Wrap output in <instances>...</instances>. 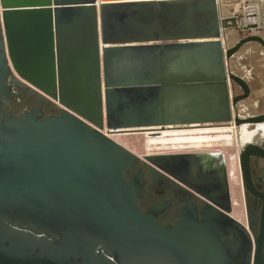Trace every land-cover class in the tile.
I'll return each mask as SVG.
<instances>
[{
    "label": "water",
    "instance_id": "95a60500",
    "mask_svg": "<svg viewBox=\"0 0 264 264\" xmlns=\"http://www.w3.org/2000/svg\"><path fill=\"white\" fill-rule=\"evenodd\" d=\"M221 16L218 0H0V264H264V223L253 246L226 175L206 188L192 156L140 158L104 134L264 123L233 115L251 88L228 66L264 39L225 48ZM21 86L57 114L8 115ZM259 151L240 154L246 183ZM142 160L208 210L189 202L174 226L162 204L143 212Z\"/></svg>",
    "mask_w": 264,
    "mask_h": 264
},
{
    "label": "flooded vegetation",
    "instance_id": "af4514ba",
    "mask_svg": "<svg viewBox=\"0 0 264 264\" xmlns=\"http://www.w3.org/2000/svg\"><path fill=\"white\" fill-rule=\"evenodd\" d=\"M18 93L16 97L10 96L7 100V106L5 111L10 116L19 117L25 112H32L33 109H39L44 117L57 114V107L49 104L45 99H40L34 95L30 90L25 87H18ZM241 90L236 95H241ZM40 101L42 103H40ZM242 103L240 104V106ZM239 108V105L237 106ZM257 112L245 111V118L260 116L264 114V102H258L255 107ZM258 124L249 125L253 129L257 128ZM235 128L233 125H228ZM221 125H200V126H181L163 128V130H175V129H189V128H204L203 130H214ZM206 128V129H205ZM252 131V130H251ZM154 135V133H152ZM251 144L257 147L263 156H251L248 162V175L247 183L244 181L241 169H240V188H241V203L234 204L232 202V195L230 191L231 199V217L236 223L242 225L246 232L247 237L254 246V240L258 239L261 233L262 224L264 223V136L262 133H258L254 141ZM246 145L241 149L240 154L245 151ZM172 155H188L198 160V164L201 166L200 171L206 178V182L201 186L208 188V186L218 187L223 186V178L225 175L228 177L229 184V172L226 168L225 156L222 151H188V152H174V153H158L149 156H172ZM240 157V155H239ZM240 165V164H239ZM141 171L144 175V185L141 192V197L138 199L140 208L143 212L150 211L156 204H162V214L159 217V222L162 225L174 226L182 218V213L186 212L189 208V202L195 206L198 213L202 209L208 210L206 201L199 196L187 195L189 202L185 200L184 193L172 189L161 183L159 180L152 182L149 178L151 173V167L148 162L142 160L139 164L135 165L132 169V173ZM130 177H128V180ZM230 188V185H229ZM173 196V198H171ZM238 207L237 211L242 219L235 217L234 207ZM228 238H223L222 241H227ZM254 256V250H253ZM264 263V255H263Z\"/></svg>",
    "mask_w": 264,
    "mask_h": 264
},
{
    "label": "rangeland",
    "instance_id": "374dc122",
    "mask_svg": "<svg viewBox=\"0 0 264 264\" xmlns=\"http://www.w3.org/2000/svg\"><path fill=\"white\" fill-rule=\"evenodd\" d=\"M242 1L243 0H225L223 3L224 16L229 17L230 19V21L226 20L223 23L224 33L226 36L225 41L228 43V46L230 48L235 46L240 40L246 38L244 37L245 32L251 33V36H259L264 39V29L263 31H260V32L259 31L247 32L248 29L245 27L250 17H248L247 14L244 12L243 7L248 4H256L258 1L257 0H247V3L245 4L242 3ZM260 20L264 28V3L260 4ZM251 47L259 49V47L261 46L259 44H252ZM258 57L254 54L249 62H251V64L256 66L255 70L257 71V74H260V71H261V74H262L261 77H264V62L260 61ZM240 62L241 60L238 61L236 58L232 59L230 61V71L235 75L244 76L245 71L249 70L250 68L249 67L247 69L241 68V66L239 65ZM262 65L263 67H261ZM252 85L255 86L256 82H252ZM262 86L264 87V82ZM232 90L235 95L240 91V89L236 85H234ZM252 111L254 113L257 112L255 110H252ZM216 128L217 129H214V130H203L204 128H189V129H175V130L159 131L161 133L172 132L170 134H173V132L177 130L178 132L183 131L186 134V140L184 141V143H182V146L188 147V148L184 150H177V151L169 148L171 146H168V148L165 145L148 146V140H149L148 133L149 132L111 134L109 137L112 138L117 143H119L120 145L124 146L126 149H128L132 153L139 156L140 158H143L145 156H149L152 154H158V153H171V152L174 153V152H188V151H191V152L192 151L194 152L195 151H222L225 156L226 168L229 172V178H230L229 185H230V191L232 195V202L234 204H240L242 197H241V188H240L241 182H240L239 155H240L241 149L244 146H242L240 142L239 129L236 126L235 128L232 126H228V124L221 125V127H216ZM249 129L254 130L253 127H250ZM151 132H156V131H151ZM260 133H262V135L264 136L263 132H260ZM207 142H212V143L208 144ZM237 208L238 207L236 206L234 207L235 217L238 219H242V216L239 215L238 212H236Z\"/></svg>",
    "mask_w": 264,
    "mask_h": 264
},
{
    "label": "crops",
    "instance_id": "0c3cea01",
    "mask_svg": "<svg viewBox=\"0 0 264 264\" xmlns=\"http://www.w3.org/2000/svg\"><path fill=\"white\" fill-rule=\"evenodd\" d=\"M224 1L225 0H220L223 15H224V9H223ZM252 44H256V43H251V44L246 45L248 47L244 46L240 50V52L234 57L238 61L241 60V62H240L241 64L239 63L241 68H243V69H247L248 67L250 68L249 69L250 73L245 71V75L240 76V77L244 78L249 83L250 88H251L250 98L248 100L244 101L241 105L245 111H249V110L250 111H252V110L256 111V109H255L256 104L260 101L264 102V87L262 86V84L264 82V77H261L262 76L261 71H260V74H257V71L255 70L256 66H254L253 64H251V62H249L254 54L257 57L259 55L260 58L258 57V59L260 61L264 62V48L259 47V49H256L254 47H251ZM245 61H247V62H245ZM261 67H263V65ZM252 82H256V85L253 86ZM254 89H256V90H254Z\"/></svg>",
    "mask_w": 264,
    "mask_h": 264
},
{
    "label": "bare ground",
    "instance_id": "6f19581e",
    "mask_svg": "<svg viewBox=\"0 0 264 264\" xmlns=\"http://www.w3.org/2000/svg\"><path fill=\"white\" fill-rule=\"evenodd\" d=\"M232 125L235 126L234 124H232ZM238 129H239V133H240V142H241L242 146H245V145L247 146V145L251 144V142L254 140V138L256 137V135L258 133H260V132L264 133V123L258 124L257 128L252 130V131L249 129L248 124H242L238 127ZM151 131H156V132H151ZM159 131H161L160 128H151V129H148L147 131H145V132H149L148 133V136H149L148 146L165 145L167 148H168V146H171L169 148H171L175 151L184 150V149L188 148V147L182 146V143H184V141L186 140V134L183 131L178 132L176 130L177 132L175 131V132H173V134H170L172 132L161 133ZM152 133H154V135ZM167 138H169V139H167ZM186 142H188V141H186ZM207 143L210 144L212 142H207ZM200 147H202V146H200Z\"/></svg>",
    "mask_w": 264,
    "mask_h": 264
},
{
    "label": "built area",
    "instance_id": "2783aa9c",
    "mask_svg": "<svg viewBox=\"0 0 264 264\" xmlns=\"http://www.w3.org/2000/svg\"><path fill=\"white\" fill-rule=\"evenodd\" d=\"M218 1L220 2V0H218ZM257 1L258 2L256 4H248V5H245L243 7L244 12L247 14L248 17H250V19L248 20V23H246V25H245V27L248 29L247 32H252V31H259L260 32V31H263V29H264L263 25L261 23V20H260V4H263V0H257ZM242 3H244V4L247 3V0H243ZM220 4H221V2H220ZM221 19H222V24L226 20L230 21L229 17H225L223 15V13H222ZM228 23H230V22H228ZM249 36H251V33L245 32L244 37L247 38ZM223 43H224L225 48H228V49L230 48L226 41H223ZM228 66H229V70H230V62L228 64ZM246 72L250 73L249 70L248 71L246 70ZM244 113H245V110L240 105L236 111H233V115L235 116L237 114V116L240 119L245 118ZM104 134L107 135L108 137L110 136L109 132H107V131H105Z\"/></svg>",
    "mask_w": 264,
    "mask_h": 264
}]
</instances>
